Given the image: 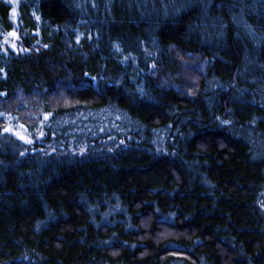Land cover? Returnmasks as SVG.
Listing matches in <instances>:
<instances>
[{
	"label": "trees",
	"instance_id": "1",
	"mask_svg": "<svg viewBox=\"0 0 264 264\" xmlns=\"http://www.w3.org/2000/svg\"><path fill=\"white\" fill-rule=\"evenodd\" d=\"M0 264H264V0H0Z\"/></svg>",
	"mask_w": 264,
	"mask_h": 264
},
{
	"label": "snow or ice",
	"instance_id": "2",
	"mask_svg": "<svg viewBox=\"0 0 264 264\" xmlns=\"http://www.w3.org/2000/svg\"><path fill=\"white\" fill-rule=\"evenodd\" d=\"M8 131H11V129H7ZM17 135H19V133H17ZM23 138V137H22Z\"/></svg>",
	"mask_w": 264,
	"mask_h": 264
}]
</instances>
